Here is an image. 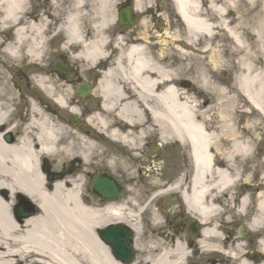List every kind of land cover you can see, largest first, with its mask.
Returning a JSON list of instances; mask_svg holds the SVG:
<instances>
[{
	"label": "bare ground",
	"instance_id": "6f19581e",
	"mask_svg": "<svg viewBox=\"0 0 264 264\" xmlns=\"http://www.w3.org/2000/svg\"><path fill=\"white\" fill-rule=\"evenodd\" d=\"M170 1L188 33L186 44L203 38L205 55L213 51L217 30L246 53L248 39H255V50L236 65L242 111L227 109L231 99L215 100L220 52L203 66L196 56L179 53L173 67L163 52L169 39L146 28L138 34L139 23L126 36H113L121 0H48L47 11L29 0H0V264H126L100 238L113 225L134 233L130 264H264V157L262 168L243 175L254 151L252 139L243 141L235 126L253 114L257 119L244 130L264 122V0H205V9L202 0ZM133 8L139 17L141 0ZM59 54L68 73L51 68ZM21 62L37 71L14 93L5 76ZM97 70L92 89L87 77ZM78 84L89 87L84 99L75 93ZM7 135L13 142L4 140ZM152 142L157 151L176 154L188 147L193 173L140 189L134 170L144 178L142 170L160 160L148 155ZM67 164H76L74 173L65 171ZM101 172L124 186L123 198L101 201L86 193ZM48 173L61 177L52 180ZM169 194L182 207L176 238L163 230L165 214L151 209ZM17 196L39 211L17 218ZM230 212L243 218L241 228L248 233L249 227L253 242L228 233L233 222L223 217ZM146 214L156 232L142 241L140 218ZM190 222L200 228L193 239L184 235Z\"/></svg>",
	"mask_w": 264,
	"mask_h": 264
},
{
	"label": "rangeland",
	"instance_id": "374dc122",
	"mask_svg": "<svg viewBox=\"0 0 264 264\" xmlns=\"http://www.w3.org/2000/svg\"><path fill=\"white\" fill-rule=\"evenodd\" d=\"M29 3L35 7L39 6V8L42 6L41 8L43 11H47V7L49 4L48 0H32V1L29 0ZM141 3H143V8L138 13L140 21H139V24L137 23L138 24L136 28L137 33L143 34L145 30L144 28H146L151 32L150 34H152L153 37L158 38L161 36L159 34L161 31V33L163 34L162 36L165 39H167V41L168 39L170 41V43L167 42L163 48V52L165 53V55H167V58L169 59L167 61L169 65H172L174 67L176 63L180 64L178 63L177 57L175 56L179 53H181L183 59L187 58L189 54H192L196 56V58L199 59V61H204L202 66L204 64L208 65L211 61L210 57L213 58L216 51L218 52V54L220 52L219 56L221 57V67H219L218 69V75L214 74L213 75L214 79L212 78L214 82L212 85V88L215 89V95H216L215 100H219L217 101V104H218L222 101H226V98L228 100L231 99L228 104L229 108L227 109L232 111L240 107L238 111H242L241 104L239 103V101L241 100V102H243V98H241V96L239 97V91L235 87L236 78L238 76L236 65H237L238 59H241L242 57H247V55L250 52H253L255 50L252 47L255 39L252 37L248 39L247 44L250 45V51L249 53H246L245 51L239 48H236L232 44L231 40H229L222 31L217 30L213 40L210 42L211 48L213 49V51H211L209 55L208 54L205 55L204 54L205 52L204 41L205 40L200 37L194 41L195 45L192 46V45L186 44L185 41H186L187 35L185 33V30L183 29V26L180 24V22L176 19L175 15L174 14L171 15L172 13L170 14L171 10L168 9L169 7L167 6V3L164 0H141ZM202 3L204 4L203 8L205 9L204 0H202ZM120 8L121 6L118 9ZM147 8L151 11L150 14H148L149 12H147ZM115 14H113L114 18H115L114 16ZM164 23H165V26H164ZM251 25H252V22L247 27H250ZM150 36L151 35H148V37ZM176 39H179V40H176ZM171 42H173L174 45H172ZM53 48L56 49V44ZM159 49L160 48L155 49V50H159ZM56 62L65 63L66 61L63 58V56L59 54L58 57L53 58L49 62L51 65V68ZM6 63H7V68H8L9 65L11 66L13 62L6 59L5 64ZM188 64H190V62H188ZM183 65H185V63ZM263 67L264 65L262 63V68ZM32 71H37V68L34 66L27 65V64L25 65L22 62L20 64L19 69H12V71H10L11 72L10 85L13 87L14 93L16 92L14 89L15 87L18 86L19 82H23V79L25 78L28 79L29 81L30 76L33 75ZM5 74L6 72L4 71V75ZM5 77H6V80L8 81L7 75ZM94 77H95L94 73H90L87 77L88 83L92 84L91 82H93L92 80H94ZM19 87H20V90H22V86L19 85ZM218 91H219L220 96L217 95ZM205 100L206 98H202L199 101L200 103H202ZM244 110L248 111V109H244ZM256 119H257V116L253 114L251 116H245L241 119H237L235 123V126H237L238 128L237 130L243 134L241 136L243 141L252 139V148L254 151V156L251 160H249L250 162L244 161V167L240 169V170H243V175L246 174L247 170L248 172H251L255 168H262L260 160L262 157H264V122L262 123V125H260L259 127H256L255 129L244 130L246 128L247 123H250V122L254 123ZM154 145H155V142H152L148 149V155L152 159H155V160L160 159L159 161H157L158 165L156 166V164H152L151 167H148L147 169L142 170V172L144 173L143 174L144 178L141 177L142 173L139 172L140 170L138 167L134 170V175L136 177V180L139 182L140 189L146 190L147 186H149V184L152 182H156V183L161 182L163 184H168V183L170 184L173 181H175L179 175L185 174L186 172L189 173V170L187 171L186 169L187 160L184 156V153H182L180 149H179L180 151L178 152V154H176L170 149L164 148L165 151H168V155H169V160H168V163L166 164L167 160L164 161V159H162L165 157V153H164L165 151H163V149H160L159 151L157 150L152 151V148ZM162 162L165 164L163 165L162 168H160L162 166ZM49 165L51 167L52 164L49 162ZM67 169L68 168H66L65 171ZM120 176L123 177V175H119L118 176L119 179L121 178ZM146 183H148V185H146ZM85 191L86 193H89V195L91 196L90 191H88V187L85 189ZM170 196L173 197V195H166L164 198L165 201L163 200L161 203L163 206L157 209L159 212H162L163 214H165L164 216L165 219H162L161 221L162 224H163V221L166 224V228L163 227L164 232L168 233L171 236L176 237V234L179 233V231L177 230V227L179 225V221L181 220V217L176 213L177 210H175L174 213L169 214L168 205L169 203L172 202V205L176 207L179 205V202L177 198H174L172 201H168V198ZM155 202L156 201H154V203L152 204L153 210L156 207ZM13 203H14L13 205L14 207L17 204V201L14 200ZM251 209L252 208L250 206V210ZM224 214L225 216H224L223 222H226L227 224V219H225L226 217H231L230 219L233 222L232 225H230V230L228 231V233L232 235V237L237 236V231L239 227L242 224H245L243 218L242 219L239 218L238 216L234 215L233 212L232 213L230 212L227 214L224 213ZM148 218L149 216L147 217L146 215V217L144 216L141 221L142 241H144L146 237L153 235L151 234V230L156 232L154 227L151 225V222L148 221ZM190 223H188L186 226H188ZM225 227L226 226L223 225L222 229L226 231L227 229ZM245 228L248 229V233L243 239H245V241H248V243L253 242L252 231L249 229V227H245ZM184 235L186 236L185 232H184ZM251 251H253L252 253L254 255L258 254L256 246L252 247Z\"/></svg>",
	"mask_w": 264,
	"mask_h": 264
},
{
	"label": "water",
	"instance_id": "95a60500",
	"mask_svg": "<svg viewBox=\"0 0 264 264\" xmlns=\"http://www.w3.org/2000/svg\"><path fill=\"white\" fill-rule=\"evenodd\" d=\"M134 18L129 9L123 10L119 13V25L122 28H131L134 25ZM62 71V70H61ZM87 88L80 87L78 90L79 96H83ZM92 192L103 200L112 198H119L116 185L106 176L97 177L92 186ZM15 213L17 217L24 218L33 214L34 211L30 206L25 208L16 207ZM194 230L188 231L189 236L195 235ZM245 232L242 233L244 235ZM131 232L124 226H111L102 232V239H104L112 247L114 256L124 263H130L133 260L134 252L132 250Z\"/></svg>",
	"mask_w": 264,
	"mask_h": 264
},
{
	"label": "flooded vegetation",
	"instance_id": "af4514ba",
	"mask_svg": "<svg viewBox=\"0 0 264 264\" xmlns=\"http://www.w3.org/2000/svg\"><path fill=\"white\" fill-rule=\"evenodd\" d=\"M126 36L127 35V33L126 32H120V31H117V32H114L113 31V36ZM109 51L113 54V53H115V51L110 47V49H109ZM160 204H158V206H159Z\"/></svg>",
	"mask_w": 264,
	"mask_h": 264
}]
</instances>
